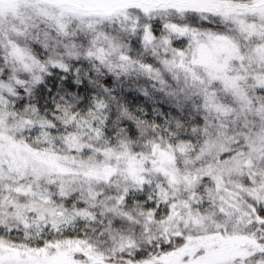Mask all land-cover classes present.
I'll return each instance as SVG.
<instances>
[{
  "label": "snow or ice",
  "instance_id": "6c2138e0",
  "mask_svg": "<svg viewBox=\"0 0 264 264\" xmlns=\"http://www.w3.org/2000/svg\"><path fill=\"white\" fill-rule=\"evenodd\" d=\"M0 264H264V0H0Z\"/></svg>",
  "mask_w": 264,
  "mask_h": 264
}]
</instances>
